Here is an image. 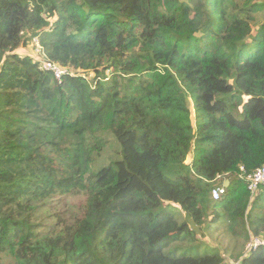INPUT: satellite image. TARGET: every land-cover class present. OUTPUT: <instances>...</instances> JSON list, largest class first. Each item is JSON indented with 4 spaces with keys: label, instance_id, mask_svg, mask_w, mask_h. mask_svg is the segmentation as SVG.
<instances>
[{
    "label": "trees",
    "instance_id": "16d2710c",
    "mask_svg": "<svg viewBox=\"0 0 264 264\" xmlns=\"http://www.w3.org/2000/svg\"><path fill=\"white\" fill-rule=\"evenodd\" d=\"M256 1L0 0V251L16 264H230L216 249L155 250L204 226L244 244L231 256L237 264H264L263 244L245 249L264 242V185L251 201L241 179L264 166ZM31 39L42 61L69 72L57 79L21 54ZM127 99L141 117H123L117 105ZM99 131L117 139L122 158L89 176L87 136ZM219 177L230 186L214 202ZM75 192L87 197L85 212L57 225L55 254L5 209L18 197L32 204ZM126 244L136 246L128 261Z\"/></svg>",
    "mask_w": 264,
    "mask_h": 264
},
{
    "label": "rangeland",
    "instance_id": "374dc122",
    "mask_svg": "<svg viewBox=\"0 0 264 264\" xmlns=\"http://www.w3.org/2000/svg\"><path fill=\"white\" fill-rule=\"evenodd\" d=\"M257 0L256 2H259ZM264 2V0L260 1ZM256 21L253 22V28H257L264 19V11L259 12L256 14ZM5 40L3 37H0V43H3ZM21 54H29L34 57L36 60L41 61L43 57L41 56V50L36 39H31L28 43L27 48H23L19 51ZM134 99L131 100H124L117 105V108L120 111H125L126 115L123 117L129 118L135 112L140 114V117L143 115L140 108L139 111H136L137 108L134 106L135 101ZM110 112L108 111L107 117L103 116V120L110 119ZM122 121V118L120 119ZM140 127L144 125V121L142 118L138 119ZM144 137V136H143ZM126 138L133 140V133L129 132L126 134ZM87 145L91 152L92 156V163L90 167L89 176H93L99 170L104 167H108L114 161L121 160V145L117 141V139L111 134L110 131H99L96 134L88 135L87 136ZM141 153L144 152L147 154V148H145V144L141 142L140 146ZM229 180V178L225 177L223 179H219V181L215 184V186H222L225 185V182ZM27 191L25 195L28 193L31 195L30 190ZM4 200V195L0 194V204ZM18 202L12 205L7 203L5 209L13 214L15 218L19 220H24L29 228L32 230L33 235L30 238L32 244H38L41 246H48L52 245V254H55L57 249L60 247V244L57 243L54 239L58 230L60 229L57 227L58 224L72 226L78 220H80L85 212V208L87 205V197L83 193L75 192V193H67L64 195H56V197L48 199L44 202H34L29 204L27 201V196L18 197L16 198ZM20 203V204H19ZM168 206L172 211H178L181 214V219L179 218V222H186L187 218L185 213L180 212L178 207L174 205L165 204L164 207ZM169 214H173V212L168 211ZM216 215L209 214L208 221L212 222L215 219ZM160 223L163 227L168 226L167 223H170L169 218L167 215H163L160 219ZM142 224H146V221L143 220ZM171 224V223H170ZM175 223H172V228L175 227ZM225 229V228H224ZM222 230L211 231L208 227H192L191 235L185 240H179L173 243L170 246L171 241H175L176 237L172 238L170 241L166 243L159 242L156 244L155 250L162 251L163 249L166 252H170L175 248H180L182 251H190L189 248H198L199 252H204L206 250L211 251L212 249H216L217 251L221 252L222 255L227 260V263L230 264H237L232 259V254H238L241 249L244 247V244H239L238 247H235L233 241L229 238V236ZM161 229H158L156 232H160ZM182 238V237H180ZM179 238V239H180ZM235 247V250L232 251ZM251 244L246 246L245 249L247 251L251 250ZM136 246L134 244H126L124 247V255L126 256V260H130L134 254V250ZM230 250V251H229ZM23 250H21L22 252ZM181 251V252H182ZM229 251V252H228ZM21 256V255H20ZM25 257V255H22ZM86 258L83 257L82 259L75 262V264H84ZM89 261L87 262V264ZM0 264H16V260L13 256H11L6 251H0Z\"/></svg>",
    "mask_w": 264,
    "mask_h": 264
},
{
    "label": "built area",
    "instance_id": "2783aa9c",
    "mask_svg": "<svg viewBox=\"0 0 264 264\" xmlns=\"http://www.w3.org/2000/svg\"><path fill=\"white\" fill-rule=\"evenodd\" d=\"M40 69L42 71H51L54 73L57 79H60L63 75L67 74L69 71L61 68L57 64L50 63L48 61H40ZM241 171L244 172V168H241ZM222 179L221 177H219ZM241 179L244 180L248 185V190L251 195V201L259 193L260 188L264 185V166L258 168L256 171L252 172L249 175H242ZM227 187L225 185L214 187L211 191V198L214 202H220L224 199L227 194ZM263 244L264 242H256L251 244V249H255L258 245Z\"/></svg>",
    "mask_w": 264,
    "mask_h": 264
},
{
    "label": "water",
    "instance_id": "95a60500",
    "mask_svg": "<svg viewBox=\"0 0 264 264\" xmlns=\"http://www.w3.org/2000/svg\"><path fill=\"white\" fill-rule=\"evenodd\" d=\"M225 186H226L227 188H229V186H230V181H229V180H227V181L225 182Z\"/></svg>",
    "mask_w": 264,
    "mask_h": 264
}]
</instances>
